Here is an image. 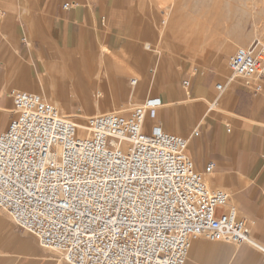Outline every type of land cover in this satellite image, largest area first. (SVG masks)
I'll return each instance as SVG.
<instances>
[{"label": "built area", "instance_id": "obj_1", "mask_svg": "<svg viewBox=\"0 0 264 264\" xmlns=\"http://www.w3.org/2000/svg\"><path fill=\"white\" fill-rule=\"evenodd\" d=\"M227 67L229 80L259 89L264 38L237 47ZM10 96L15 116L0 133V209L67 264H184L202 237L264 252L227 205L229 193L208 185L212 162L199 171L187 137L157 124L146 130L158 98L78 123L41 93L12 89Z\"/></svg>", "mask_w": 264, "mask_h": 264}, {"label": "crops", "instance_id": "obj_2", "mask_svg": "<svg viewBox=\"0 0 264 264\" xmlns=\"http://www.w3.org/2000/svg\"><path fill=\"white\" fill-rule=\"evenodd\" d=\"M149 13L142 0H0V133L15 116L12 89L59 102L51 85L64 79L68 89H80L81 100L72 95L67 107L76 98L79 111L94 114L158 98L145 127L187 137L197 170L212 162L208 185L229 193L227 205L264 247V84L254 90L205 66L157 58L146 50ZM0 264L67 263L0 209ZM184 264H264V252L202 237Z\"/></svg>", "mask_w": 264, "mask_h": 264}, {"label": "rangeland", "instance_id": "obj_3", "mask_svg": "<svg viewBox=\"0 0 264 264\" xmlns=\"http://www.w3.org/2000/svg\"><path fill=\"white\" fill-rule=\"evenodd\" d=\"M142 4L146 5L151 17L152 36L147 40L151 48L146 50L157 58L176 57L213 69L219 75H228L227 62L235 49L264 38V0H142ZM193 35L197 38L194 39ZM45 97L63 116L78 123L94 114L79 111L80 103L76 98H72L70 105L73 109L70 110L67 107L69 102L62 97H57L61 100L59 102L48 95ZM131 107H116L114 110L125 112Z\"/></svg>", "mask_w": 264, "mask_h": 264}, {"label": "bare ground", "instance_id": "obj_4", "mask_svg": "<svg viewBox=\"0 0 264 264\" xmlns=\"http://www.w3.org/2000/svg\"><path fill=\"white\" fill-rule=\"evenodd\" d=\"M232 6V5H231ZM182 20V19H181ZM179 21V20H178ZM190 21V20H187ZM179 23V22H178ZM187 23V22H185ZM191 23V22H189ZM188 24V23H187ZM194 39H196V36H192ZM191 45V44H189ZM225 52V51H224ZM227 52V51H226ZM93 73V72H92ZM92 76V75H91ZM98 76V75H97ZM96 76V77H97ZM89 77V76H88ZM76 78V77H75ZM72 79V77H71ZM90 80V79H89ZM78 83V82H77ZM52 84V83H49ZM67 81H65L64 79L62 81H58V80H54L53 84L51 85V89H52V93L56 96V97H62L64 100L69 102V99L72 97V95H78V99H80V89H72V87H70V89H68L69 87L67 86ZM82 91V90H81ZM76 97V96H75ZM81 100V99H80ZM84 101V100H83ZM70 115V114H69ZM71 116V115H70ZM65 117V116H64ZM69 118V117H68Z\"/></svg>", "mask_w": 264, "mask_h": 264}]
</instances>
